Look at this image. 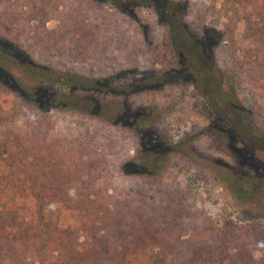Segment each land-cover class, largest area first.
Listing matches in <instances>:
<instances>
[{
    "label": "trees",
    "instance_id": "obj_1",
    "mask_svg": "<svg viewBox=\"0 0 264 264\" xmlns=\"http://www.w3.org/2000/svg\"><path fill=\"white\" fill-rule=\"evenodd\" d=\"M235 1L238 46L189 0H0V264H264V221L214 223L170 169L240 202L264 183L244 151L264 154V0ZM143 10L166 41L145 42ZM142 93L168 101L127 107ZM179 101L204 119L189 136L244 167L166 133Z\"/></svg>",
    "mask_w": 264,
    "mask_h": 264
},
{
    "label": "rangeland",
    "instance_id": "obj_2",
    "mask_svg": "<svg viewBox=\"0 0 264 264\" xmlns=\"http://www.w3.org/2000/svg\"><path fill=\"white\" fill-rule=\"evenodd\" d=\"M182 1V0H181ZM194 3V7L198 9H209L205 19L206 25L213 30H218L221 35L226 37L232 36L233 40L238 46L243 43V16L249 11L246 4L235 0H189ZM145 16L147 22L143 26L142 36L147 44L159 45L166 41L167 30L156 21L155 15L150 14L147 10L140 13ZM179 14V13H178ZM55 24L54 20L46 22L48 28H52ZM172 27H176V22L171 20ZM177 37L180 41L183 50V33L179 31L178 27ZM163 51V49L161 48ZM149 54V53H145ZM167 54V53H166ZM154 55V54H153ZM150 56H147V59ZM154 58V57H152ZM168 101L167 97H162L161 93H142L135 96L127 102L128 106L136 107L137 109L146 106L163 105ZM157 110V109H156ZM158 115V116H157ZM155 121H160L158 124L166 130V133L174 138L194 136L195 132L202 126L204 119L201 115L187 110L182 101H179L178 107L170 112L157 113ZM189 136V137H190ZM191 138V137H190ZM193 155L202 161L211 162L212 160H223L236 169H241L242 162H237L226 156L222 151L217 150L206 137L202 135H195L190 139ZM244 151L248 155H254L261 169L264 168V154L258 152L252 146L253 142L246 140ZM181 184L185 186L191 194V203L194 207L211 219L214 223H219L222 219H230L237 223H242L251 218H259L264 221V183L258 190V196L250 198L244 202L236 200L231 194L227 192L222 186L210 179H200L191 169L185 165L176 164L170 168ZM264 172V171H263ZM261 172L263 181L264 173ZM69 218L65 216L61 222L64 224Z\"/></svg>",
    "mask_w": 264,
    "mask_h": 264
}]
</instances>
